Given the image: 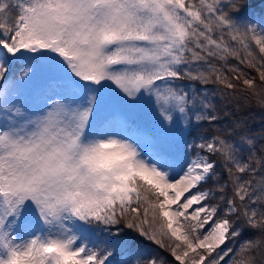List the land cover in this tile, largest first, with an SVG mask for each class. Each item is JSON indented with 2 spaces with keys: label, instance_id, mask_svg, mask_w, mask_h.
Masks as SVG:
<instances>
[{
  "label": "snow or ice",
  "instance_id": "snow-or-ice-1",
  "mask_svg": "<svg viewBox=\"0 0 264 264\" xmlns=\"http://www.w3.org/2000/svg\"><path fill=\"white\" fill-rule=\"evenodd\" d=\"M253 3L0 0V264H264Z\"/></svg>",
  "mask_w": 264,
  "mask_h": 264
},
{
  "label": "trees",
  "instance_id": "trees-1",
  "mask_svg": "<svg viewBox=\"0 0 264 264\" xmlns=\"http://www.w3.org/2000/svg\"><path fill=\"white\" fill-rule=\"evenodd\" d=\"M253 6L255 7L254 9H259L261 10V8H264V4L260 3V0H254ZM231 63H235L234 61H230ZM243 67V66H242ZM250 71L253 75L255 74L253 70H248ZM241 87H243L242 85V81L240 82ZM209 88L215 87L214 85H209ZM243 116L245 118H247L248 123L252 126H258L259 123V116H260V109L258 107L255 106V104L253 103V105L251 107H246L243 110Z\"/></svg>",
  "mask_w": 264,
  "mask_h": 264
},
{
  "label": "rangeland",
  "instance_id": "rangeland-1",
  "mask_svg": "<svg viewBox=\"0 0 264 264\" xmlns=\"http://www.w3.org/2000/svg\"><path fill=\"white\" fill-rule=\"evenodd\" d=\"M252 11L255 12L256 14H259V12H260L259 10H255V9H252Z\"/></svg>",
  "mask_w": 264,
  "mask_h": 264
}]
</instances>
